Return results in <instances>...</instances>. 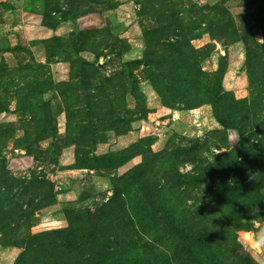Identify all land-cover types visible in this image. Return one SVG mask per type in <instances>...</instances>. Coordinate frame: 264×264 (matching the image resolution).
I'll list each match as a JSON object with an SVG mask.
<instances>
[{"label":"rangeland","instance_id":"1","mask_svg":"<svg viewBox=\"0 0 264 264\" xmlns=\"http://www.w3.org/2000/svg\"><path fill=\"white\" fill-rule=\"evenodd\" d=\"M258 236L264 0H0V264H264Z\"/></svg>","mask_w":264,"mask_h":264},{"label":"clouds","instance_id":"2","mask_svg":"<svg viewBox=\"0 0 264 264\" xmlns=\"http://www.w3.org/2000/svg\"><path fill=\"white\" fill-rule=\"evenodd\" d=\"M251 179H252V177L249 176V180H251ZM262 246H264V241H262V240L259 238V236H258L257 243H256L255 247L260 248V247H262Z\"/></svg>","mask_w":264,"mask_h":264}]
</instances>
